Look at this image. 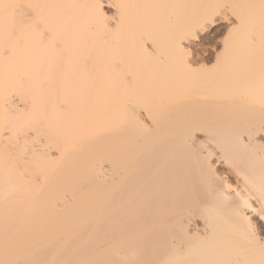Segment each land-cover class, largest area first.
<instances>
[{
    "label": "bare ground",
    "instance_id": "1",
    "mask_svg": "<svg viewBox=\"0 0 264 264\" xmlns=\"http://www.w3.org/2000/svg\"><path fill=\"white\" fill-rule=\"evenodd\" d=\"M0 3L41 5L48 29L7 56L0 35V262L259 261L258 246H240L229 190L250 192L259 207V56L249 60L234 34L219 64L216 43L195 46L197 71L175 58L203 17L217 14L209 30L230 32L227 6L259 0Z\"/></svg>",
    "mask_w": 264,
    "mask_h": 264
},
{
    "label": "snow or ice",
    "instance_id": "2",
    "mask_svg": "<svg viewBox=\"0 0 264 264\" xmlns=\"http://www.w3.org/2000/svg\"><path fill=\"white\" fill-rule=\"evenodd\" d=\"M41 5L36 4H3L0 3V35L3 36L6 47L4 48V55H10L14 51L15 44L19 42L21 38L27 35L37 36L41 41L46 39V32L48 29L42 28L41 25L45 22L42 21L36 14V10ZM47 7L52 8H77V7H90L100 9L102 5H49ZM119 8H131L136 7L134 5H120ZM174 7H184L183 5H175ZM232 11V15L235 17L234 26L229 32L228 37L224 40V51L217 57V64L221 62V59L226 57L230 51L235 47V41L233 39L234 34L243 37L246 45V52L249 60H253L258 54L260 63L259 72V90L261 94V103L264 104V0H259V3H248L238 5H228ZM217 14H209L203 17L200 24L192 31L186 33L176 45H175V58L178 63L184 68L197 71L192 68V61L196 56V45L206 41V37L201 33L207 34V41L211 44V35L209 28L215 21ZM190 41L189 44H185L184 40ZM215 67V66H213ZM247 182V181H246ZM229 190L233 193L235 201L239 207V215L243 221L242 224V247L248 252H251L255 246L259 247L260 259L256 261L254 259H222V260H209L202 261L199 264H264V235L257 237V224L255 223L253 216L247 214L250 210L255 214V220L260 222L261 232L264 233V171L261 174V182L259 186L260 191V205L259 207H253L250 203L251 194L245 190H237L229 186ZM0 264H17V262H0ZM56 264V262H51ZM163 264H186L181 260H168Z\"/></svg>",
    "mask_w": 264,
    "mask_h": 264
},
{
    "label": "rangeland",
    "instance_id": "3",
    "mask_svg": "<svg viewBox=\"0 0 264 264\" xmlns=\"http://www.w3.org/2000/svg\"><path fill=\"white\" fill-rule=\"evenodd\" d=\"M230 11H231V14H232V10H230ZM181 12H183V11H181ZM183 13H186V12L184 11ZM231 16L233 17V15H231ZM232 19H233V21H235V17H233ZM228 25H224L223 27L217 26V27L209 30L212 33V35H211V41L212 42H211L210 45H209L208 42H206L207 41V34L202 35V36L206 37V41L205 42H201L200 44L202 46L201 45H199V46L200 47L211 46L212 44L216 43L217 48L220 49L224 45L225 38L228 37V35H229L228 34V32H229ZM213 59H214V55H211L210 61H213Z\"/></svg>",
    "mask_w": 264,
    "mask_h": 264
}]
</instances>
